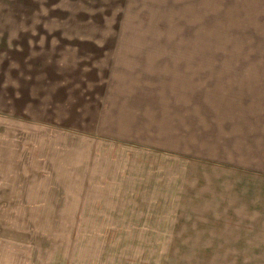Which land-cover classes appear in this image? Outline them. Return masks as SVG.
Instances as JSON below:
<instances>
[{"label": "rangeland", "instance_id": "obj_1", "mask_svg": "<svg viewBox=\"0 0 264 264\" xmlns=\"http://www.w3.org/2000/svg\"><path fill=\"white\" fill-rule=\"evenodd\" d=\"M221 4L0 0V131L22 138L0 142V264H264V58L251 25L222 43ZM112 60L130 66L117 77L132 104L90 99L86 132L30 122V104L50 101L49 82L36 86L46 62L81 70L79 90L97 94ZM13 158L36 169L12 173Z\"/></svg>", "mask_w": 264, "mask_h": 264}, {"label": "crops", "instance_id": "obj_2", "mask_svg": "<svg viewBox=\"0 0 264 264\" xmlns=\"http://www.w3.org/2000/svg\"><path fill=\"white\" fill-rule=\"evenodd\" d=\"M254 1V0H252ZM248 5V7H245V5ZM264 0H257L256 2H251L250 0H222V4H221V28L222 30V43H224L225 41H229L231 43H234V45L236 44L237 46L240 45L239 42L243 41V39H241L242 36V32L244 30V32L246 31V34H250V25L252 26V33L251 35L254 36L252 42L254 44L253 49L251 51H253L254 49L257 51L256 55H251V57L253 59H261L264 58V21L260 22L261 18L264 20ZM255 10H260V13H258V15L256 14ZM245 17H249L252 18V20L247 23L246 25L243 24ZM256 20V22L254 23L253 20ZM254 23V24H253ZM244 26V28L242 29V27ZM231 29V34H233V36H235L234 38L231 39H225L227 38L226 33L228 32V30ZM227 30V31H225ZM243 32V33H244ZM104 49L107 50H111L109 47V45H105L103 46ZM95 49H99L97 46L95 47ZM101 51V50H100ZM245 53L244 55H242V52H239L236 54H228V57H232L231 59H238V58H251V57H246ZM248 55V54H247ZM112 62V69L110 73H107L105 76L108 75V77L111 78H104L103 82L102 79H98V76L100 73H98L97 71L100 72V70L98 69H94L92 72V74L90 75L89 80L93 81V82H97V84H99L100 82L103 83V85L105 86H101L98 85L96 86V92L95 93H89V94H84L82 93L79 88L78 85L80 83V80L78 79V76L81 75V70H76L74 71V69H71L70 71L67 72H57V69L55 70V67H53V64L51 65V61L50 62H46V64H44L45 66V74L43 77H40L39 80L37 81V85L36 86H47V81L49 82V86L45 89L48 90V92H45V94H39V96H44L45 99H50L49 104L46 105L44 104V109L42 108H33V103L30 104V122H35V123H41L43 125L41 126H46V127H51V125L53 126V122H58V124H60L62 127L61 129H64L67 124L69 123H73V124H78L76 125V128H78L79 130H81L82 132H86L85 128L82 127V125L84 123H91L94 124L92 122V119H88L86 120L84 118V112L81 111V106L84 105H91L89 104V100L90 99H102L103 98H107L108 95L111 96L109 97L110 100H107V104L106 106H111L114 102H116V100L120 99V101L122 100H126L125 104L129 103L132 104L134 102V98L132 95H130L129 93H127L126 91V81H124L123 77L127 80V76L126 74L124 75H120V78L117 77V72L118 69L120 73H122L126 68L129 69L130 66L129 64H123V65H119L120 68H118L116 60H112L110 61V63ZM108 64V62L106 63ZM105 64V65H106ZM55 66V65H54ZM241 71H243L242 69H237L234 68L232 69V71H230V75H234L236 76L233 81L238 85V81L240 80L239 78V74H241ZM246 71V70H245ZM262 71V68L260 69V72ZM259 72V74H261ZM31 73V72H30ZM66 74V77L65 74ZM104 73H106L104 71ZM50 74H53V77H50ZM253 74V73H252ZM63 75V77H59ZM238 75V76H237ZM63 79V81H62ZM33 81V78L30 80ZM121 85V86H120ZM123 86V87H122ZM26 91V90H25ZM104 91V92H103ZM24 91H22L23 93ZM29 93V92H26ZM103 93V94H102ZM31 100H33V95L32 93L29 94ZM28 95V96H29ZM25 98V97H24ZM22 98V99H24ZM131 101V102H129ZM4 103V102H3ZM55 103V106L61 108L62 111H57V115H53V110H51V107L53 106L52 104ZM0 105H3L2 102H0ZM94 106V104H93ZM251 106H258V104L256 102L253 101V103L251 104ZM70 108V110L68 109ZM247 110V111H245ZM34 111L36 112V115H34ZM94 111V110H93ZM102 111L100 109H98V113ZM238 112H236L235 114H237L239 116V118L246 116V119L244 120H248L249 118H251L252 116H254V112H252V110H250V113H252V116H250L248 118V107L246 105V107L243 108H239L237 109ZM260 111V109L258 110ZM103 112V111H102ZM39 114V116L37 115ZM100 115V114H98ZM25 116V115H24ZM102 117V115H100ZM252 120V119H251ZM249 123V121H248ZM247 123V125H248ZM95 126V125H93ZM73 128V127H71ZM261 128V127H260ZM262 129L264 130V127H262ZM3 130V131H2ZM2 132L0 131V139H1V146L6 147L5 146V141L6 139H8L6 137V135L12 136L17 140H22V138L14 135L16 134V132L13 131V133L8 132V130L6 129L5 126H2ZM215 131V127L212 128V131ZM256 130V128H253L251 123L250 125L247 126V131L244 132V136H245V140H247V144L250 145L251 141L248 138L251 137L252 140L253 138H255V136L253 135V132ZM6 132V133H5ZM84 134V133H83ZM85 135V134H84ZM89 136V134H86V136ZM12 148H14V150H16V153H18L17 149L15 148V146L13 145ZM247 148L246 145L244 144L243 149ZM243 149L241 150V154H244V157H246L247 155L243 152ZM249 151V150H247ZM15 153V152H14ZM53 155V147H49L47 149V151L44 148V152L42 153V158L40 159L42 164L45 162V165L47 166L49 164V159L52 161L53 158H46L43 156H47V155ZM61 156V152L58 153ZM261 156V155H260ZM14 157V154H13ZM264 160V152H262V156H261V161ZM7 162L8 160L4 157L2 162ZM17 159L13 158V164H14V169L13 172H21V171H25V169H30V168H35L36 164H35V160H33L31 162L30 165H27L29 168L27 167H17V163L16 162ZM264 163V162H263ZM36 169V168H35ZM31 170V169H30ZM264 172V170H263ZM263 176V177H262ZM258 177V176H256ZM257 180L262 184V186L264 187V174L260 175V177L257 178Z\"/></svg>", "mask_w": 264, "mask_h": 264}]
</instances>
